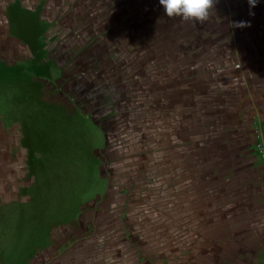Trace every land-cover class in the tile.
Returning <instances> with one entry per match:
<instances>
[{"label":"rangeland","instance_id":"obj_1","mask_svg":"<svg viewBox=\"0 0 264 264\" xmlns=\"http://www.w3.org/2000/svg\"><path fill=\"white\" fill-rule=\"evenodd\" d=\"M240 3L193 23L159 0H0V43L27 45L0 64L27 150L0 264H217L250 243L264 95L243 43L219 36Z\"/></svg>","mask_w":264,"mask_h":264},{"label":"crops","instance_id":"obj_2","mask_svg":"<svg viewBox=\"0 0 264 264\" xmlns=\"http://www.w3.org/2000/svg\"><path fill=\"white\" fill-rule=\"evenodd\" d=\"M241 1L240 5L235 8L238 13L236 21L226 20V31L220 33V37L227 41V49H231L233 41L243 43L249 62L254 63L255 68H259L258 82L261 86V96L264 95V0H258L257 6L251 11L254 15H250V7L248 0ZM230 11V10H229ZM245 21L250 24L249 27H236V22ZM234 33V35H232ZM6 34V33H4ZM7 48L5 44L0 43V64L11 65V56L20 54V51L27 50L24 45L16 38L10 37L8 32ZM3 37V33H0ZM248 52V53H247ZM5 68L0 67V214L3 210L26 202L27 187V150L21 144V126L15 121L9 122V113L5 104L7 100L6 89H9V83H3L5 76ZM256 70V69H253ZM260 106L264 117V101L260 98ZM261 226L256 230L250 231V235L246 236V243H250L240 250L234 252L226 251L222 254L217 264H254L264 260V217L261 218ZM251 232L253 233L251 237ZM254 235V236H253ZM260 242H259V241ZM253 245V247H252ZM219 248L218 245L208 246V251ZM213 261V259H212ZM216 264V263H213Z\"/></svg>","mask_w":264,"mask_h":264},{"label":"clouds","instance_id":"obj_3","mask_svg":"<svg viewBox=\"0 0 264 264\" xmlns=\"http://www.w3.org/2000/svg\"><path fill=\"white\" fill-rule=\"evenodd\" d=\"M216 0H159L168 18H180L182 21L193 23H203L208 20L210 13L214 9ZM258 0H248L250 15H254L252 8L257 6ZM236 27H249L245 21H239Z\"/></svg>","mask_w":264,"mask_h":264},{"label":"built area","instance_id":"obj_4","mask_svg":"<svg viewBox=\"0 0 264 264\" xmlns=\"http://www.w3.org/2000/svg\"><path fill=\"white\" fill-rule=\"evenodd\" d=\"M264 264V263H263Z\"/></svg>","mask_w":264,"mask_h":264}]
</instances>
